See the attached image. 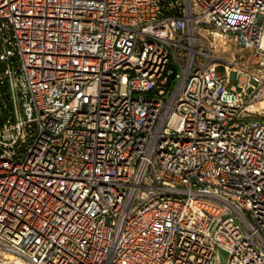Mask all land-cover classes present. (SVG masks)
Wrapping results in <instances>:
<instances>
[{
  "label": "built area",
  "instance_id": "1",
  "mask_svg": "<svg viewBox=\"0 0 264 264\" xmlns=\"http://www.w3.org/2000/svg\"><path fill=\"white\" fill-rule=\"evenodd\" d=\"M262 102L264 0H0V264H264Z\"/></svg>",
  "mask_w": 264,
  "mask_h": 264
},
{
  "label": "rangeland",
  "instance_id": "2",
  "mask_svg": "<svg viewBox=\"0 0 264 264\" xmlns=\"http://www.w3.org/2000/svg\"><path fill=\"white\" fill-rule=\"evenodd\" d=\"M219 42H221V40ZM227 51H228L229 54H234L235 53L234 48L230 47V46L227 47ZM176 71H177V69H176ZM258 109H263V111H264V102L258 104ZM227 258H228V254L224 250H218L215 253L216 264H224L227 261Z\"/></svg>",
  "mask_w": 264,
  "mask_h": 264
}]
</instances>
